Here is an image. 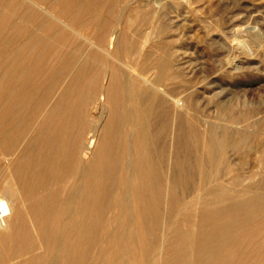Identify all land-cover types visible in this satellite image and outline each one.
<instances>
[{
    "label": "bare ground",
    "instance_id": "6f19581e",
    "mask_svg": "<svg viewBox=\"0 0 264 264\" xmlns=\"http://www.w3.org/2000/svg\"><path fill=\"white\" fill-rule=\"evenodd\" d=\"M88 1L0 0V264H264L261 251L249 261L247 235H236L264 211V193L216 181L219 155L244 148L249 133L206 122L201 146L198 120L167 88L183 64L154 57L153 44L141 53L113 29L101 11L111 14L114 0ZM87 27L92 37L79 31ZM220 114L235 125L245 118L227 106ZM173 138L192 143L196 167L211 168L215 183L198 186L200 197L175 195ZM255 230L262 243L264 219Z\"/></svg>",
    "mask_w": 264,
    "mask_h": 264
},
{
    "label": "rangeland",
    "instance_id": "374dc122",
    "mask_svg": "<svg viewBox=\"0 0 264 264\" xmlns=\"http://www.w3.org/2000/svg\"><path fill=\"white\" fill-rule=\"evenodd\" d=\"M87 1L81 0V3L87 4ZM114 1L116 6L113 12L107 14L102 10L101 15L112 21L113 29L116 26V31L125 32L134 39L137 51L143 53L153 44L154 57L164 54L171 56L173 68L179 62L183 64L182 71L167 82V88L184 101V113L198 120L201 146L206 142V122L217 133L222 131L223 126L231 131L244 129L249 133L244 148H228L222 156L219 155V167L225 174L216 181L225 187L241 190L250 186L264 193V0ZM134 8L138 15L134 14ZM79 31L88 37L93 35L91 27ZM117 57L123 65H130L128 58L131 59V56L119 54ZM122 69L126 71V68ZM225 106L245 117L241 123L232 124L227 116L220 114ZM175 143L173 138L171 174L176 176L180 172L181 175V184L175 188V195L186 199L200 197L206 187L215 183L210 176L211 168L207 165L203 172L195 166L192 143L186 147H177ZM92 154V151H87L84 158L89 159ZM180 159L187 162L183 170L177 168ZM234 177L240 180L237 182ZM198 186L203 191L198 190ZM2 195L9 197L8 194ZM108 196L105 199L108 205L105 217L109 227L113 228L115 223L111 219L116 213L112 204L114 195ZM165 208L164 221L167 222L173 215L168 207ZM247 219L248 224L236 229L235 233L247 235L246 245L252 252L249 261L258 260L256 252H264V241L258 243L257 234L260 231L255 228L264 219V211L250 214V217L247 215ZM162 235V228H159L157 242L161 241ZM104 238L105 234L98 235L92 248L95 260ZM230 244L237 246L236 241ZM190 264L198 263L193 259Z\"/></svg>",
    "mask_w": 264,
    "mask_h": 264
}]
</instances>
